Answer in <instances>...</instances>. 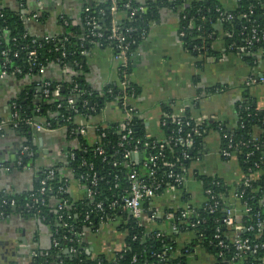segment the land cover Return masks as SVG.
<instances>
[{
  "label": "trees",
  "instance_id": "16d2710c",
  "mask_svg": "<svg viewBox=\"0 0 264 264\" xmlns=\"http://www.w3.org/2000/svg\"><path fill=\"white\" fill-rule=\"evenodd\" d=\"M115 1L121 32L123 33L126 28L133 30L126 35V38L128 41H134V44L130 45V51L134 53L142 41L140 33L147 31L150 24L157 21L161 11L168 10L178 18L179 32H184L181 38L184 46L202 54L204 49H207L213 26L217 23L215 8L220 7L215 0H156L145 4L138 3L136 0ZM18 2L24 3V0H18ZM110 7L111 0H104L99 4H85L80 22L75 26L65 15L59 13L55 19L60 29L58 33L35 35L29 26L34 22L44 25L48 20V13L35 12L33 14L37 17L34 20L21 8L11 10L3 8L0 4V68L5 66L8 73L19 68L21 72L13 76L14 78H26L33 85L36 84V92L29 93L28 90H23L8 104L14 103L15 110L23 118L50 122L54 129L67 127L68 138L76 142L75 145L66 149L65 162L39 169L31 192L2 197L0 212L4 215L19 213L22 217L36 218L48 228L51 239H54L58 246H52L45 252L37 251L32 258L34 264H189L188 257L194 246H198L210 256V264H263L264 109H257L249 94V88L246 86L235 103L237 120L233 128L228 129L225 125L219 127V123L213 120L205 121L201 126L202 131L205 132L194 138V147L186 152L188 158L182 159V149L170 142L164 147L161 161L169 165L175 164L176 167L179 164L189 167L191 162L203 152L204 139L212 131H218L221 147H226L228 137H231L234 143L247 142L254 137L255 132H258L256 141L253 142L255 146L251 144L240 146V152L237 153L236 162L239 171L244 174L248 172L257 174L251 179L249 186L242 184L213 186L209 185L211 184L210 177L199 176L204 188L209 185L208 187L215 195L224 193L227 197L226 201L220 202L213 212L210 213L200 208L196 210L191 219L178 220L175 218L172 224L177 229L176 233H170L168 224L162 226L159 222L154 224L151 222L139 226L130 218L125 217V223L114 226L116 231L123 234V246L120 250L111 256H94L85 251L84 240L79 234L95 230L100 221L109 222L110 214L116 215L117 210L110 211L108 204L117 200L122 191L129 187V174L135 172L138 177L144 175L141 167L133 165L129 158H123V149L117 145L122 134L117 123H110L106 128H102L104 136L99 138L98 143L94 145L88 143L85 137L76 133L69 136L68 133L71 128L79 125L78 118L88 120L96 117L106 102L114 108L118 107L113 102L120 89L116 84L108 86L101 92H96L84 83L86 57L81 55L82 51L89 52L95 46L114 47V43L107 39L113 19ZM140 7L143 8L142 11L138 10ZM134 9L137 11L130 16ZM229 13L234 17L233 21L221 23L223 30L229 33V37L224 39L225 44H234V52L240 50L243 62L253 69L259 61L264 62V0H238L236 8ZM242 14H246L247 17L241 18ZM92 19L100 28L101 38L92 36L90 28L86 25V22ZM253 28L257 35L252 40L251 47L246 48V42L251 39ZM57 48L59 50H56ZM31 50L36 51L33 67L27 56ZM3 52L5 55H2ZM131 64L125 72H119L118 77L119 81L125 80L129 84L127 93L129 88L133 87L128 78ZM40 67L44 68L43 73H39ZM51 69L61 74L59 80L46 76V71ZM45 81L50 84L46 88L47 96L43 94L42 83ZM57 85L59 89L54 91ZM107 89L112 91L111 95L106 93ZM134 90L137 95V90L135 88ZM68 99H73L74 104H67ZM73 107L78 109L77 113L73 112ZM91 108H94V111L90 110ZM163 112H168V110L164 108ZM174 128L176 127L170 123L163 127L165 136H170ZM130 129L128 144L124 147L128 150L134 148L137 140L143 141L146 137L141 118L134 117ZM11 131L25 139L23 145L28 147V151L20 153L19 157L21 164L28 166L36 151L31 141L32 130L23 125ZM186 132L187 128H182L180 134L183 135ZM100 149L103 154H98ZM247 153L250 155L246 156ZM82 162L92 165V170L88 166H82ZM112 162H116L117 165L113 166ZM170 169H175V167L159 168L156 170V175L163 176L162 173H168ZM48 170L54 172L52 177H47ZM93 174L96 177V184L90 186V178ZM87 175L90 178L85 180ZM41 179H45L43 185L45 192L42 194L38 192ZM71 181L78 182L81 187L90 188L91 196H85L76 201L69 191ZM179 191V201L183 203L187 195L181 193L182 190ZM233 195L239 199L238 213L243 211L244 207L249 208L247 214L236 216L235 224L253 228L250 231H242L240 236L247 238L252 245L258 246L255 254L246 253L236 258L233 249L220 250L215 246L216 240L212 238L217 227L220 232L226 231L221 222L223 208L229 207ZM33 199L36 200L35 203L32 202ZM10 201L14 204L11 205ZM100 202L102 203L101 210H93L95 204ZM27 203L32 205L30 210L25 208ZM59 205H62L60 211L57 210ZM87 212H90L89 220L85 221L84 217ZM257 220L263 223L259 232L255 226ZM194 222L197 223L196 227L190 228L189 225ZM159 232L162 236L157 237L156 233ZM182 236L187 237L188 244L180 247L178 240ZM223 239L229 242L227 238ZM70 247L78 249V254L71 259L64 254L65 249ZM164 250H167L165 260L160 261L158 256Z\"/></svg>",
  "mask_w": 264,
  "mask_h": 264
},
{
  "label": "crops",
  "instance_id": "0c3cea01",
  "mask_svg": "<svg viewBox=\"0 0 264 264\" xmlns=\"http://www.w3.org/2000/svg\"><path fill=\"white\" fill-rule=\"evenodd\" d=\"M3 8L18 10L21 8L32 15L35 12L48 13L44 25L34 22L30 30L35 35L55 34L59 32L55 19L57 14L65 15L73 26L79 24L85 4H99L104 0H0ZM156 0H136L145 4ZM190 1V0H188ZM219 8L229 13L236 8L238 0H215ZM34 15V14H33ZM30 20V19H29ZM229 33L223 30L221 23L213 26L208 39L207 49L201 54L189 49L179 37V21L168 11L160 12L157 21L150 24L136 49V58L132 61L129 80L137 90L133 105L137 115L142 119L146 136L162 140L165 132L160 126L163 109L175 114H186L193 118L214 117L228 129L235 126L237 114L235 103L245 89L244 81L250 76L264 77V62L249 68L235 48L230 49L224 39ZM238 49V48H237ZM236 49V50H237ZM198 50V49H197ZM197 52V53H196ZM84 83L93 91L101 92L110 85L120 88L119 62L114 59L110 47L95 46L86 56ZM46 76L59 80L61 74L56 70L46 71ZM58 86V85H57ZM249 88L258 110L264 109V84ZM34 89V90H33ZM23 90L36 92V84L26 78L6 77L0 80V118L6 116L9 101ZM199 96V100L194 98ZM123 114L109 106L94 118L78 123L107 124L121 120ZM258 132L254 133L257 136ZM31 141L35 147L34 158L27 168L18 166L19 154L24 148L25 139L11 130L0 134V200L4 196L31 192L35 185L36 171L66 161V149L75 145V140L67 136L64 127L50 131H33ZM85 140L93 143V132L86 133ZM219 134L209 132L204 139L203 152L198 160L191 164V169L200 177H218L227 185H233L239 176V169L233 161L219 158ZM186 195L200 198L198 181H191L186 186ZM69 191L73 198L81 200L84 191L78 182L71 181ZM202 200V199H201ZM180 201L177 198L164 196L156 199V209H176ZM238 207V204H236ZM158 223L146 221V223ZM116 225L99 224L93 231L83 235L86 252L96 255L111 256L123 246V234L116 231ZM162 226H166L163 224ZM182 247L188 244L187 237L178 240ZM52 247L50 232L36 218L22 217L19 213L0 216V264H34L32 258L37 251H48ZM189 264H210V256L198 246L192 248L188 257ZM264 264V262H263Z\"/></svg>",
  "mask_w": 264,
  "mask_h": 264
},
{
  "label": "built area",
  "instance_id": "2783aa9c",
  "mask_svg": "<svg viewBox=\"0 0 264 264\" xmlns=\"http://www.w3.org/2000/svg\"><path fill=\"white\" fill-rule=\"evenodd\" d=\"M142 11L143 8L140 7L138 9ZM87 11V9H86ZM137 10L134 9L131 11L130 16H133ZM215 13H217V20L220 23H227L233 21V16L222 10L219 7L215 8ZM110 14L113 16L111 28L109 30L108 40L114 43V47H110L114 52V59L119 62V72H125L126 68L132 63V61L136 58V52L130 51V45L134 44V41H128L126 38L127 34H130L133 30L132 28H126L122 33L120 30V26L118 23L117 18V6L116 1L111 0V7H110ZM37 15H32V19H36ZM246 14H242L241 18H246ZM177 18V17H176ZM178 19V18H177ZM86 25L90 28V32L92 36H96L97 38H101L102 34L100 32V28L95 20L87 21ZM251 39L246 42V48L251 47L252 40L255 38L256 30L253 28L251 29ZM146 31H142L140 33L141 40L145 38ZM184 36V32H179L180 39ZM47 40V38H45ZM35 42V40H33ZM100 46V45H99ZM230 49L235 48L234 44L229 46ZM56 50H59L58 48ZM88 52H81L82 56H87ZM2 55H5L3 52ZM14 56L16 57L17 54L15 53ZM28 60L32 62V67L34 66V61L36 58V51L31 50L27 53ZM44 68H39V73H43ZM21 70L19 68H15L11 73H8L5 66L0 68V80L9 77L15 76L16 74H20ZM258 84H264V77L262 76H250L244 81V86L251 87ZM50 84L48 82H43V94L47 96L48 90L46 89ZM129 84L122 80L120 81V89L118 90L116 97L113 102H115V106L117 105L123 117L121 120L116 122H109L107 124H89L83 123L77 125L76 128H71L68 133L69 136L73 134H78L80 136H85L88 132H93L95 139L93 141V145L98 143L99 138L104 136L102 133V128H106L110 123H117L119 131L122 133L117 145L123 149V158L130 159V162L135 165L139 166L143 169L144 175L142 177H138L135 172H131L129 174L130 184L129 187L122 191L119 195L117 200H114L108 204V209L110 211L117 210V214L113 215L110 214L109 222H102L100 224H119L125 223V217L130 218L139 226L144 225L146 221H157L159 224H168L170 233H176L177 229L175 225L172 224L174 219H191L196 213V210L203 209L208 210L210 213L214 211V209L219 205V203L226 201L227 197L224 196V193H219L215 195L212 190L208 187L209 185L213 186H220L221 184L226 186L227 185L222 179L218 177L211 176V184H209L206 188L203 187L202 180H199V175L196 172H193L191 169V164L198 160L199 157L194 159L189 167H184L183 165L179 164L177 167L175 164L169 165L168 163L161 161L163 158V150L165 145L172 142L174 146H179L181 151V158L186 159L187 151L191 150L194 147V138L200 136L205 131H202L201 126L205 121L213 120L218 122V126L221 127L224 124L215 120L212 117H201V118H193L191 116H186V114H175L173 112H163L160 120V126L163 128L168 123L174 125L176 128L172 130V134L170 136H165L162 140H154L149 137H145L143 141H136L134 148L131 150L125 149L124 147L128 144V136L131 134V122L134 117H138L137 109L133 105V102L136 100V92L133 87L129 88V92L127 93V88ZM54 91H58L59 86L54 87ZM76 88V86H75ZM76 91V90H75ZM107 94L111 95L112 91L107 89ZM57 95V93H55ZM199 96L194 98L195 101L199 100ZM67 104L73 105L74 100L68 99ZM109 106V103L106 102L103 107L100 109L99 113H102L106 107ZM74 113L78 112V109L73 107L72 108ZM90 110L94 111V108ZM27 126L33 131L43 132V131H50L52 130V125L50 122H38L32 118H23L19 116L17 111L15 110V104L10 103L8 104V112L6 116L0 118V134H4L6 130L16 129L20 126ZM67 130V127L64 126ZM182 128H187V132L183 135L180 134ZM218 133V131H215ZM256 137H252L251 140L247 142H238L234 143L231 137L227 138L226 147H221L219 149L218 155L223 161L235 162L237 166V153L240 152V146H246L247 144H251L255 146ZM28 151V147L24 146L21 153H26ZM98 154H103L102 149L98 151ZM132 155H142L141 162L132 159ZM250 153H247L246 156H249ZM70 158H73V155H70ZM161 161V165H160ZM176 162H178L176 160ZM22 161L19 157L18 166L22 168H27V166H23ZM113 166H116V162H112ZM82 166H88L90 170H92V165L82 162ZM164 166L175 167V169H170L168 173H162L163 176L156 175V170L162 168ZM0 165V169H1ZM238 168V167H237ZM39 170L36 171V176H38ZM54 172L52 170H48L47 177H52ZM257 174L248 172L246 174L239 171V176L237 181L233 185H243L249 186V182L253 177ZM82 179V177H80ZM90 177L87 175L85 180H88ZM191 181H198L200 186V198L188 196L186 200L182 203L180 202L179 207L176 209H166V210H159L156 209L155 201L164 196H170V198L179 199V190H182L181 193H186V186ZM45 183V179L40 180L41 187L39 188L38 192L40 194L45 192V188L43 187ZM96 184V177L93 174L90 178V186H94ZM79 185V183H78ZM116 188V185H115ZM84 191V195L86 197L91 196L92 190L90 188L82 187ZM62 189H60L61 191ZM232 191V190H231ZM202 199V200H201ZM36 200H32L35 203ZM4 203V201H3ZM10 204L13 205L14 202L10 201ZM147 204V206L145 205ZM236 204L239 205V199L237 196L233 195L231 199V204L229 207L223 208V218L221 220L224 228H226L225 232H220L219 227L216 228L215 233L213 234V239L216 240L215 246L223 251H228L229 249H233L235 258L241 257L243 254L251 253L255 254L257 251L258 246L252 245L251 242L247 238H242L240 233L244 230L250 231L252 230V226L245 228L241 224H235V218L238 214H247L249 212V208L244 207L243 211L239 212V209L236 208ZM102 203H97L93 207V210H101ZM27 210L32 208V205L27 203L25 205ZM57 210H62V205L57 207ZM89 213L87 212L84 220H89ZM4 215V213L0 212V216ZM198 222V221H196ZM170 224V225H169ZM197 223H191L189 225L190 228L196 227ZM256 228L258 232L263 227V223L259 220L256 221ZM84 235L80 233L79 236L82 238ZM156 236H162V233H156ZM227 238L229 241L228 243L223 239ZM52 246L57 247V242L52 239ZM67 250L68 254L70 255H77L78 249L74 247H70ZM167 250L162 251V253L158 256L160 261H164V256ZM221 255V253H220ZM135 262V259H133Z\"/></svg>",
  "mask_w": 264,
  "mask_h": 264
},
{
  "label": "water",
  "instance_id": "95a60500",
  "mask_svg": "<svg viewBox=\"0 0 264 264\" xmlns=\"http://www.w3.org/2000/svg\"><path fill=\"white\" fill-rule=\"evenodd\" d=\"M131 157H132V159H134V160H137V159H138L137 161H139V162H141V160H142V155H132ZM64 254H65L68 258H70V259L76 256V255H70V254H68L67 250L64 251Z\"/></svg>",
  "mask_w": 264,
  "mask_h": 264
}]
</instances>
